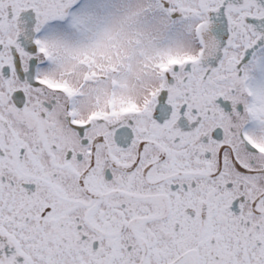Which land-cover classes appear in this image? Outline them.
<instances>
[{"label":"snow or ice","instance_id":"1","mask_svg":"<svg viewBox=\"0 0 264 264\" xmlns=\"http://www.w3.org/2000/svg\"><path fill=\"white\" fill-rule=\"evenodd\" d=\"M0 264H264V0H0Z\"/></svg>","mask_w":264,"mask_h":264}]
</instances>
